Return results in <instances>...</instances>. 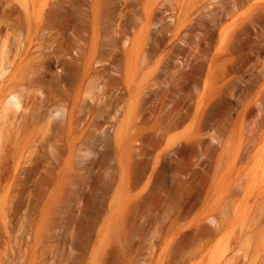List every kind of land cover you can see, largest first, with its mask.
I'll list each match as a JSON object with an SVG mask.
<instances>
[{
	"label": "rangeland",
	"instance_id": "obj_1",
	"mask_svg": "<svg viewBox=\"0 0 264 264\" xmlns=\"http://www.w3.org/2000/svg\"><path fill=\"white\" fill-rule=\"evenodd\" d=\"M0 264H264V0H0Z\"/></svg>",
	"mask_w": 264,
	"mask_h": 264
}]
</instances>
